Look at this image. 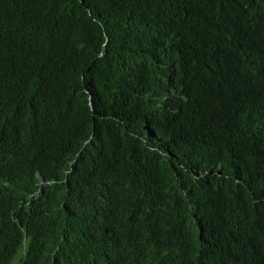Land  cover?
<instances>
[{"label": "trees", "instance_id": "1", "mask_svg": "<svg viewBox=\"0 0 264 264\" xmlns=\"http://www.w3.org/2000/svg\"><path fill=\"white\" fill-rule=\"evenodd\" d=\"M0 264H264V0H0Z\"/></svg>", "mask_w": 264, "mask_h": 264}]
</instances>
